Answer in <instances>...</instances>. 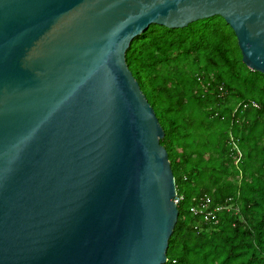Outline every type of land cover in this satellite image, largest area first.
<instances>
[{"label": "water", "instance_id": "1", "mask_svg": "<svg viewBox=\"0 0 264 264\" xmlns=\"http://www.w3.org/2000/svg\"><path fill=\"white\" fill-rule=\"evenodd\" d=\"M222 16L264 74V0H0V264H164L180 196L126 52Z\"/></svg>", "mask_w": 264, "mask_h": 264}, {"label": "trees", "instance_id": "2", "mask_svg": "<svg viewBox=\"0 0 264 264\" xmlns=\"http://www.w3.org/2000/svg\"><path fill=\"white\" fill-rule=\"evenodd\" d=\"M242 58L220 15L153 23L126 52L182 196L164 264H264V74ZM204 194L229 205L218 222L191 212Z\"/></svg>", "mask_w": 264, "mask_h": 264}, {"label": "built area", "instance_id": "3", "mask_svg": "<svg viewBox=\"0 0 264 264\" xmlns=\"http://www.w3.org/2000/svg\"><path fill=\"white\" fill-rule=\"evenodd\" d=\"M254 105L257 106L255 103ZM181 199L182 196H180V200ZM229 200H231V198ZM225 209H230L228 204L214 206L213 198L209 194L202 195L190 207V210L194 215L201 216L204 221L208 222H218L220 218L219 213Z\"/></svg>", "mask_w": 264, "mask_h": 264}]
</instances>
